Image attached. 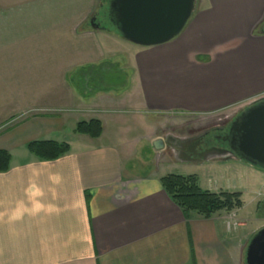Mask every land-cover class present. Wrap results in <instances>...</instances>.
Here are the masks:
<instances>
[{
  "label": "crops",
  "instance_id": "obj_1",
  "mask_svg": "<svg viewBox=\"0 0 264 264\" xmlns=\"http://www.w3.org/2000/svg\"><path fill=\"white\" fill-rule=\"evenodd\" d=\"M97 1L0 0V151L10 155L0 173V264H245L264 218L240 217L242 192L210 189L195 173L240 161L155 151L163 138L151 121L264 97V0H197L180 35L149 48L102 29ZM111 69L118 85L91 86ZM90 120L102 125L98 138L74 133ZM34 141L69 150L41 161L26 149ZM167 175L239 193L242 206L185 219L161 186Z\"/></svg>",
  "mask_w": 264,
  "mask_h": 264
},
{
  "label": "water",
  "instance_id": "obj_2",
  "mask_svg": "<svg viewBox=\"0 0 264 264\" xmlns=\"http://www.w3.org/2000/svg\"><path fill=\"white\" fill-rule=\"evenodd\" d=\"M197 0H107L105 18L109 28L124 41L149 48L170 42L180 35L196 10ZM89 21L98 30L99 23ZM102 29H104L102 27ZM191 144L192 139H176ZM223 141L226 148L211 147L200 159L235 157L264 170V97L246 105L230 123ZM167 139L152 143L162 150ZM181 155L184 151L180 148ZM245 264H264V227L256 232L246 248Z\"/></svg>",
  "mask_w": 264,
  "mask_h": 264
},
{
  "label": "rangeland",
  "instance_id": "obj_3",
  "mask_svg": "<svg viewBox=\"0 0 264 264\" xmlns=\"http://www.w3.org/2000/svg\"><path fill=\"white\" fill-rule=\"evenodd\" d=\"M101 6L102 0H98L97 7L94 9L93 15L96 14L98 16L102 27L109 28V22L104 16L105 7ZM98 77L103 81L98 82V80L95 79L92 81V83L90 82L92 84L91 86H94L96 88L113 87L114 85H118L122 81L120 75L116 73L115 69H111L104 75H98ZM0 86H2L1 82ZM5 99L6 97L3 98V92L0 88V101H3ZM243 108L244 107L235 110H228L209 116H193L182 114L158 116L151 121L152 133H155L156 136H162L164 140L172 139L178 142L176 139L189 140L192 136L198 135L205 131L219 130L221 129L220 127H226L227 130L230 121ZM165 146L167 150L170 151L168 144H166ZM231 158L236 159L235 157ZM240 162H229L228 170L226 168L222 169L221 166L223 165H218L215 163L214 165L205 164L202 167H197L195 173L197 175H201V177L203 178L206 177V180L207 176L209 177L208 180L210 189H213L216 186L220 187L224 185L225 188L229 189L228 192H242L245 206L244 210L241 212V214H239L241 215L240 217H248L250 221L263 219V205L258 206L259 210L257 212L256 202H250H252V200L263 201L264 199V170L250 166L245 162ZM257 174L261 175L260 179L257 178ZM201 183H203V180H201ZM204 187H207V183L205 182ZM248 203L252 205H249ZM252 225H257V222H252Z\"/></svg>",
  "mask_w": 264,
  "mask_h": 264
},
{
  "label": "trees",
  "instance_id": "obj_4",
  "mask_svg": "<svg viewBox=\"0 0 264 264\" xmlns=\"http://www.w3.org/2000/svg\"><path fill=\"white\" fill-rule=\"evenodd\" d=\"M107 0H102L106 5ZM264 26L260 28L263 33ZM102 125L98 120L82 121L75 125L74 133L96 139L101 135ZM27 151L41 161H54L65 155L69 147L66 143L51 141H34L26 146ZM10 155L0 151V173L8 170ZM165 193L173 203L183 212L185 219L194 213L203 218L220 211H232L242 206L239 193H211L203 191L197 184L195 176L167 175L160 180Z\"/></svg>",
  "mask_w": 264,
  "mask_h": 264
},
{
  "label": "flooded vegetation",
  "instance_id": "obj_5",
  "mask_svg": "<svg viewBox=\"0 0 264 264\" xmlns=\"http://www.w3.org/2000/svg\"><path fill=\"white\" fill-rule=\"evenodd\" d=\"M240 112L236 114V116L230 121V123L238 116ZM220 128L221 129L219 130L205 131L198 135L190 137L192 139L191 144H184L176 142L172 139H168L167 142L170 151H172L175 154L176 158L179 159L199 160L202 156L206 154V150L208 148H226L227 142L223 141V139H225L226 137L227 130L226 127ZM180 148L183 149L184 155H181Z\"/></svg>",
  "mask_w": 264,
  "mask_h": 264
}]
</instances>
